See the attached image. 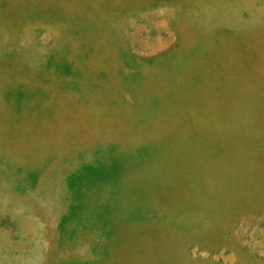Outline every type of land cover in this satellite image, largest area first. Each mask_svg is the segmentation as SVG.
Returning a JSON list of instances; mask_svg holds the SVG:
<instances>
[{
	"label": "rangeland",
	"instance_id": "374dc122",
	"mask_svg": "<svg viewBox=\"0 0 264 264\" xmlns=\"http://www.w3.org/2000/svg\"><path fill=\"white\" fill-rule=\"evenodd\" d=\"M0 264H264V0H0Z\"/></svg>",
	"mask_w": 264,
	"mask_h": 264
}]
</instances>
